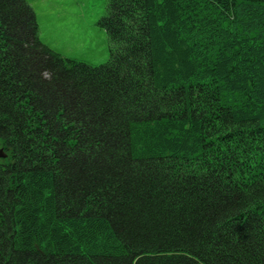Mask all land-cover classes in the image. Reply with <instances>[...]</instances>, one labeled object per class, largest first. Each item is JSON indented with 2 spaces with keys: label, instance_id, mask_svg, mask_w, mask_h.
I'll return each instance as SVG.
<instances>
[{
  "label": "trees",
  "instance_id": "obj_1",
  "mask_svg": "<svg viewBox=\"0 0 264 264\" xmlns=\"http://www.w3.org/2000/svg\"><path fill=\"white\" fill-rule=\"evenodd\" d=\"M101 66L0 0V264H264V0H108Z\"/></svg>",
  "mask_w": 264,
  "mask_h": 264
},
{
  "label": "rangeland",
  "instance_id": "obj_2",
  "mask_svg": "<svg viewBox=\"0 0 264 264\" xmlns=\"http://www.w3.org/2000/svg\"><path fill=\"white\" fill-rule=\"evenodd\" d=\"M37 17L39 37L65 58L93 66L110 59L102 20L108 0H28Z\"/></svg>",
  "mask_w": 264,
  "mask_h": 264
},
{
  "label": "water",
  "instance_id": "obj_3",
  "mask_svg": "<svg viewBox=\"0 0 264 264\" xmlns=\"http://www.w3.org/2000/svg\"><path fill=\"white\" fill-rule=\"evenodd\" d=\"M0 158H6V155L3 153V150H0Z\"/></svg>",
  "mask_w": 264,
  "mask_h": 264
}]
</instances>
